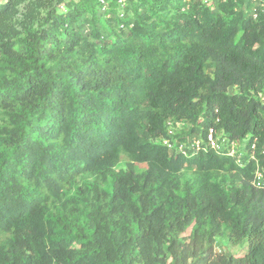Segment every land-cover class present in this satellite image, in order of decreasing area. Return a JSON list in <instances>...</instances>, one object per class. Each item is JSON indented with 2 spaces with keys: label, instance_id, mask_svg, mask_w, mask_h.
Masks as SVG:
<instances>
[{
  "label": "trees",
  "instance_id": "obj_1",
  "mask_svg": "<svg viewBox=\"0 0 264 264\" xmlns=\"http://www.w3.org/2000/svg\"><path fill=\"white\" fill-rule=\"evenodd\" d=\"M234 1H0V264H264V10Z\"/></svg>",
  "mask_w": 264,
  "mask_h": 264
},
{
  "label": "rangeland",
  "instance_id": "obj_2",
  "mask_svg": "<svg viewBox=\"0 0 264 264\" xmlns=\"http://www.w3.org/2000/svg\"><path fill=\"white\" fill-rule=\"evenodd\" d=\"M1 1V0H0ZM219 1L221 0H181V3H185L188 5V7L192 8V6L194 4H200V5H211L213 6V9L215 11H218V4H219ZM224 1V0H222ZM243 2L240 3V0H235L234 2H236V8L237 10H242L246 15H249L250 13H252V11L254 10V6H256V4H263L264 3V0H242ZM247 5H249L250 7H248ZM248 7V8H247ZM122 10V9H121ZM107 11V7L106 5H103L100 10H99V19L101 20V22H103L104 24L106 23L107 24V21H105L104 17H102V15L100 14H103ZM88 18V16H85V17H81L78 22L76 23L75 27L77 28H80V29H83V30H87V23L84 22V18ZM123 17V16H122ZM121 17V18H122ZM19 20L22 18L21 16L18 17ZM105 18L106 20H109L111 21V19H113V15L112 14H107L105 15ZM109 18V19H108ZM88 20V19H87ZM105 24V26H106ZM17 29H18V32L20 34V36H23L22 35V29L17 26ZM85 33V31H84ZM87 34V33H85ZM16 49L22 51V46L20 45H17L16 46ZM0 126H1V123H0ZM179 130V129H178ZM168 132L170 133V135H172V132H173V129H172V126H170V128H168ZM193 138V141H195L196 139L199 140V138H197L195 135L192 136ZM235 141V140H234ZM236 142V141H235ZM237 143V142H236ZM233 150L237 153H241V158H243L245 156V141H242L240 142V144H236V147L233 148ZM247 249L246 247V244L245 245H242V246H230L227 241H225L224 239L222 238H216L215 239V251L216 252H219V251H230L232 254H237V253H243L245 252Z\"/></svg>",
  "mask_w": 264,
  "mask_h": 264
},
{
  "label": "built area",
  "instance_id": "obj_3",
  "mask_svg": "<svg viewBox=\"0 0 264 264\" xmlns=\"http://www.w3.org/2000/svg\"><path fill=\"white\" fill-rule=\"evenodd\" d=\"M258 1V0H256ZM121 2V1H120ZM256 6L259 7V9H261V11L264 10V3L263 4H256ZM122 8V7H121ZM121 17L123 16L122 14L120 15ZM257 13L255 10L252 11V17L256 18ZM198 138V137H197ZM246 143V140H243ZM242 142V141H241ZM161 144L170 148L171 149V144L167 141V140H162ZM206 144L212 148L215 152H225L229 157L234 158L235 162L238 164H242L241 160V153H237V151L235 152L233 150V148L236 147V144H240V143H236L234 140H231L227 137H222L220 134H217V136H213L212 131H209L207 136H206ZM199 145V140H195L192 143V146L194 147H198ZM185 147L183 145H178L177 146V152L182 153L183 155H185ZM253 148V145L252 147ZM247 150L245 148V155L247 154Z\"/></svg>",
  "mask_w": 264,
  "mask_h": 264
}]
</instances>
